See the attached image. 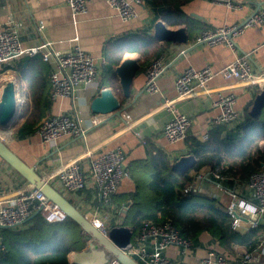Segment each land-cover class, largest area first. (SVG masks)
Instances as JSON below:
<instances>
[{"label":"crops","instance_id":"0c3cea01","mask_svg":"<svg viewBox=\"0 0 264 264\" xmlns=\"http://www.w3.org/2000/svg\"><path fill=\"white\" fill-rule=\"evenodd\" d=\"M233 1L238 3L237 7L230 8L223 2L213 0H189L178 8L204 29L241 22L251 12L264 7V0ZM136 9L137 17L126 21L109 7L107 0H88L86 10L77 14L74 20L66 0H0V25L11 24L23 45L32 46L43 40H49L55 49L68 51L77 45L94 56L98 62L101 58L106 59V62L100 66L101 79L103 78V81L106 79V83H86L76 89L74 96L58 97L54 100L49 98L48 88L44 99L46 105L44 116L54 115L68 108L74 109L84 129L83 136H62L56 142H43L34 132L20 133L18 129L21 123H18V120L9 128L0 130L3 135L2 140L26 163L33 165L40 175L46 176L58 164L66 162L86 148L93 146H97V153L119 146L125 155L126 168L129 162L146 158L148 149L160 150L170 159L175 160L182 155L192 153L189 149L190 137L201 141L200 136L207 133L213 126L211 119L219 109L211 103L216 92L182 99L177 98L174 78L187 66L210 65L213 69V76L208 81V87L214 88V90L226 88L227 91L231 90L236 93L235 108L242 115L244 111H248L254 94L264 88V86L258 88L255 85H238L235 79L224 78L219 73L225 64L241 53L249 54L253 65L264 71V25L247 27L242 33L233 36L234 47L224 43H200L189 49L194 44L192 39L198 31L188 32L187 27L181 24L187 30L188 39L185 43L159 40L160 43H165L161 54L166 58V65L164 72L157 80L158 91L150 93L144 90L146 65L133 77L130 96H122L120 88H114L111 85L110 77H107L110 59L118 54V51H112V46L115 41L122 40L142 29L152 33L153 23L161 18L158 11L150 8L146 2L145 5H136ZM169 26L176 27L178 25ZM181 49H184L183 53H180ZM124 56L139 57L136 52L125 51L120 60ZM20 58L22 57L0 66V89L6 80L15 79L19 98L23 103L29 97V92L26 79L15 73V66ZM44 64L47 65L49 74L50 70L54 68V64L49 61H45ZM100 85L114 88V93L120 98L121 106H123L121 115L91 111L90 101L98 93ZM231 85L233 87H228ZM171 99L174 100V105L178 110L191 118L187 138L174 142L168 141L161 134V127L170 118L171 111L166 108H158L164 100ZM261 111H264V105L261 107ZM127 123H132V127L123 128ZM13 129H15L14 134L11 133ZM139 132L145 138L144 143L138 136ZM260 146L263 150L264 140L260 142ZM47 180L81 212L94 211L97 219L103 223L105 228L122 224L130 204L128 200L120 205H117L115 201L104 204L91 181H88L81 190L71 192L62 188L57 178ZM25 183L27 181L0 157V195L11 192ZM134 185V180L128 174L113 194L115 199L127 196L128 192L134 189ZM200 192L203 195L214 197L222 208L228 201V196L214 185L207 186ZM255 228H258L257 233L263 234V238L261 237L263 240L264 220L255 227L239 233H249ZM193 244L194 247L189 248L185 253H180L176 246L169 245L165 254L169 258L170 264H200L197 259L207 257L210 251H214V255L224 253L229 260L227 264H236L237 262L232 258L233 252L235 250L243 251L240 246H234L229 250H218L215 242L206 236H202L200 242ZM89 250L87 253L92 258L89 257L88 260L93 261V256L98 252L93 250L94 253H91ZM98 254L101 258L102 254ZM74 258L76 255L73 252L69 253V259ZM256 264H264V251L260 254Z\"/></svg>","mask_w":264,"mask_h":264},{"label":"built area","instance_id":"2783aa9c","mask_svg":"<svg viewBox=\"0 0 264 264\" xmlns=\"http://www.w3.org/2000/svg\"><path fill=\"white\" fill-rule=\"evenodd\" d=\"M72 17L82 13L87 8L88 0H66ZM223 2L234 8L238 3L233 0H213ZM109 7L126 21L137 17L136 5H145L144 0H107ZM74 22V21H73ZM264 25V7L251 12L244 20L233 24H224L215 28H204L198 31L192 43L216 44L224 43L234 47L233 36L242 33L247 27ZM76 38V37H75ZM52 42L43 40L32 46L22 44L11 24L0 25V66L23 56L40 55L45 61L52 62L54 68L48 74L49 98L72 97L76 89L86 83L98 84L101 81V64L105 58L96 60L90 53L75 45L68 51H61L52 47ZM181 49L180 53H183ZM166 58L163 54L154 57L145 68L144 90L153 93L158 91V77L164 72ZM219 73L227 79H235L236 84L242 86H264V71L253 65L249 54L241 53L225 64ZM213 76L210 65L202 67L187 66L174 78L177 98L182 99L195 95L216 92L211 103L219 111L211 119L212 124H235L241 119V112L235 108L236 93L226 88L208 87V81ZM228 87H233L228 86ZM228 89V88H227ZM261 90V89H260ZM21 101V99H20ZM158 108L171 111V116L161 127V134L170 142L181 140L188 135L191 118L178 110L174 100H164ZM132 127L127 123L123 128ZM34 133L43 142H56L62 136H83L84 129L74 109L68 108L54 115H45L36 124ZM138 136L144 143L145 138L139 132ZM201 139L207 137L202 134ZM3 135L0 133V139ZM97 146L86 148L83 152L58 164L46 174L47 179L57 178L61 187L71 192L84 188L88 181L96 187L104 204L111 202L121 181L128 175L125 155L119 146L97 153ZM217 170V168H216ZM230 178V177H227ZM214 185L228 196L223 208L230 214L228 229L240 232L255 227L264 220V166L250 173L243 180L233 179L231 186L226 184V177L209 168H202L195 173L193 181L185 188L186 192H200L207 186ZM39 213L47 221L64 220L67 215L53 201L36 186L28 182L17 189L0 195V227L21 226L31 215ZM86 218L98 228L105 230L95 220V212H84ZM103 225V224H102ZM132 245L128 252L141 264H170L165 250L174 245L180 253H185L194 247L193 242L179 235L178 230L170 221L163 222L144 220L139 229L132 235ZM91 240L88 241L90 243ZM0 249H4L0 234ZM89 250V248H88ZM264 251V239L258 242L251 251L233 252L232 258L236 264H256ZM210 254L205 258H198L200 264H227L228 258L224 253ZM99 264V263H95ZM109 264H119L112 259Z\"/></svg>","mask_w":264,"mask_h":264},{"label":"trees","instance_id":"16d2710c","mask_svg":"<svg viewBox=\"0 0 264 264\" xmlns=\"http://www.w3.org/2000/svg\"><path fill=\"white\" fill-rule=\"evenodd\" d=\"M144 1L156 9L168 25L184 24L188 32L203 28L178 8L189 0ZM164 45L150 31L143 29L115 41L112 51H118V54L109 58L107 75L111 85L119 88L112 66L119 62L125 51L139 55V70H142L164 50ZM44 62L40 55L24 56L15 66V73L26 79L29 92L18 119L21 123L18 130L22 134L34 132L45 114L49 69ZM102 79L101 84L107 82ZM263 140L264 111L257 115L244 111L235 124H213L204 140L190 137L189 149L195 156V162L184 171L173 170L175 159H170L164 152L148 149L146 158L127 164L134 189L125 197H117L120 198L118 200L115 195L111 197L117 205L125 201L130 203L121 223L130 226L134 234L144 220H168L181 237L193 243L197 244L202 236H206L215 242L218 250H229L234 246L253 250L263 238V234L256 232L258 228L245 234L229 231L230 214L218 205L214 197L198 191L186 192L185 188L193 181L195 173L205 167L225 176L229 186L233 179L247 178L264 166V151L260 146ZM0 234L4 244V249H0V264H93L92 260H86V257L92 258L87 253L88 235L69 217L50 222L35 213L23 226L0 227ZM71 252L76 255L72 260L69 259Z\"/></svg>","mask_w":264,"mask_h":264},{"label":"water","instance_id":"95a60500","mask_svg":"<svg viewBox=\"0 0 264 264\" xmlns=\"http://www.w3.org/2000/svg\"><path fill=\"white\" fill-rule=\"evenodd\" d=\"M152 35L158 40L185 43L188 39L187 30L184 25L176 27L169 26L161 18L153 23ZM200 43L193 44L189 49ZM140 68L139 57L124 56L113 71L117 76L121 95L129 97L131 94V83L133 77ZM21 104L17 81L15 79L6 80L0 89V130L9 128L19 119ZM264 105V88L256 92L248 111L254 115L260 112ZM90 109L95 113L121 115L123 106L120 98L114 93L111 86H101L98 93L90 101ZM264 151V148H263ZM0 157L16 170L29 184L39 188L46 197L56 203L67 215L74 220L81 229L89 236L91 241H95L105 249L112 259L119 264H141L128 252L132 245V228L125 224H116L107 227L105 230L98 228L90 222L85 214L81 212L72 202L68 200L60 191L53 187L46 176L40 175L33 165L26 163L16 154L7 143L0 139ZM195 162L193 153L180 156L172 163L175 171H184L191 167ZM102 248L100 250H102ZM88 251V248H87ZM96 255V256H95ZM94 259L100 258L95 253Z\"/></svg>","mask_w":264,"mask_h":264},{"label":"bare ground","instance_id":"6f19581e","mask_svg":"<svg viewBox=\"0 0 264 264\" xmlns=\"http://www.w3.org/2000/svg\"><path fill=\"white\" fill-rule=\"evenodd\" d=\"M98 225L103 226L100 220L97 219V216L95 217L94 220ZM88 248L90 250H95L96 252L102 254V257L99 260V264H109L112 260L111 255L105 250L103 249L99 244L97 245V243L94 241H91L90 243H88ZM102 248V250H100Z\"/></svg>","mask_w":264,"mask_h":264},{"label":"rangeland","instance_id":"374dc122","mask_svg":"<svg viewBox=\"0 0 264 264\" xmlns=\"http://www.w3.org/2000/svg\"><path fill=\"white\" fill-rule=\"evenodd\" d=\"M22 102V101H21ZM10 133V132H9ZM11 133L12 134H14L15 133V129H13L12 131H11ZM126 209V208H125ZM89 240H91L90 238H88V241ZM91 253H94L92 250H89ZM96 256V255H95ZM89 259V257H86V260H88ZM99 260H100V258H95V259H93V264H95V263H99Z\"/></svg>","mask_w":264,"mask_h":264}]
</instances>
